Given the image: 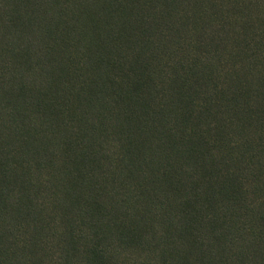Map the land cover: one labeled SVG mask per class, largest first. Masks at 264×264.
Segmentation results:
<instances>
[{
  "label": "trees",
  "instance_id": "trees-1",
  "mask_svg": "<svg viewBox=\"0 0 264 264\" xmlns=\"http://www.w3.org/2000/svg\"><path fill=\"white\" fill-rule=\"evenodd\" d=\"M0 264H264V0H0Z\"/></svg>",
  "mask_w": 264,
  "mask_h": 264
}]
</instances>
